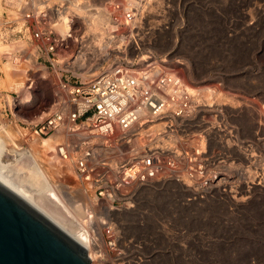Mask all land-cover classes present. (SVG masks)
Here are the masks:
<instances>
[{"label":"built area","instance_id":"1","mask_svg":"<svg viewBox=\"0 0 264 264\" xmlns=\"http://www.w3.org/2000/svg\"><path fill=\"white\" fill-rule=\"evenodd\" d=\"M174 1L2 2L0 39L10 47L2 59L11 81L24 97L36 80L55 91L43 119L14 125L17 154L32 157L33 138L57 142L40 164L52 174L70 229L86 236L90 264H206L205 253L192 252L221 250V234L237 229L255 192L264 194L261 104L239 100L219 82L192 80L154 55L165 31L181 38L185 31L190 3ZM86 13L103 16L102 38L86 31ZM246 110L262 113L250 139L237 123ZM146 193L160 198L148 203Z\"/></svg>","mask_w":264,"mask_h":264},{"label":"rangeland","instance_id":"2","mask_svg":"<svg viewBox=\"0 0 264 264\" xmlns=\"http://www.w3.org/2000/svg\"><path fill=\"white\" fill-rule=\"evenodd\" d=\"M3 1L0 0V13ZM177 2L180 6L190 3L183 11L185 31L182 38L176 37L172 30L165 31L156 42V59L188 78L192 71L194 79H209L211 82L207 83L210 84L219 82L224 92L238 94L239 100L243 97L254 98L258 109L260 104H264V0H175L174 4ZM2 53L0 52V129L10 137L7 139L15 142L14 125H19L20 121L29 123L43 119L54 104L55 91L48 84L36 80L35 86L24 97L20 93L21 84L11 81ZM11 93L14 95L10 96ZM15 102L22 105L13 110ZM244 113L247 114V110ZM252 116L249 125L241 128L242 134L249 139L250 136L254 137L260 122L255 112ZM3 133L1 135L5 136ZM52 145L55 147L53 142ZM47 148L41 139L30 145L38 160L41 155L43 158L50 155L48 153L52 150ZM11 155H6L5 158L13 165L15 158ZM24 164L27 169L22 163L17 164L14 169L18 173H24L25 170L37 168L35 172L44 171L52 179V174L41 164L36 163L32 167H28L26 161ZM59 173L65 183L73 185L68 170L61 169ZM51 181L52 188L56 190L54 180ZM255 187L251 188L254 192L257 191ZM246 191L241 189V195L247 194ZM155 197L160 198L157 195ZM249 202L247 210L241 209V222L237 229L233 233L224 231L221 234V250H195L192 254L200 257V253H205L209 264L212 259L213 264H235V260H239L240 264H249L251 259L264 262V194L255 192Z\"/></svg>","mask_w":264,"mask_h":264},{"label":"bare ground","instance_id":"3","mask_svg":"<svg viewBox=\"0 0 264 264\" xmlns=\"http://www.w3.org/2000/svg\"><path fill=\"white\" fill-rule=\"evenodd\" d=\"M86 16H87V20L83 21L85 23L86 31L89 34L94 35L98 39L102 38V35H103L102 27L104 23L102 19L103 16L99 15L98 17H95V18H89V15L87 13H86ZM9 48L10 47L8 43H3L0 39V52L5 53L6 51L9 50ZM160 62L162 63L163 61H160ZM6 68H7V72L9 73L10 67L8 64L6 65ZM189 77L192 80L194 79L195 75L192 71L189 72ZM221 98L223 99L222 100L223 102H226L227 104H230L233 107H241V102L236 100L233 96L228 97L226 94H222ZM261 107L264 109V104H262ZM254 112L260 119H262L261 112H259L258 110H254ZM242 114L239 117L240 119L237 118V123L239 122L238 125L240 124L241 126V127L239 126L240 130L241 128L243 129L244 126L249 125V122H251L248 112L247 114L246 113H244L243 115ZM1 130L3 129H0V184L3 185L8 190H10L11 193H13L16 197L19 198V200H21L31 209H33L34 211H37L44 218L49 220L54 226H56L63 233L69 236L71 240H73L74 242H77L80 246L84 248L82 239L86 238V236L83 234L74 232L73 230L70 229L68 220L64 218L60 209L58 208V205H60L58 190L57 188H56L57 191L54 188H52L53 187L51 185L52 179L48 176V174H45L44 171L35 172V169L37 168H35L32 171L25 170L24 173H18L14 169V167H16L17 164L19 165L22 163L25 166L26 165L24 164L25 161L28 167H32L36 163L40 164V160H38L34 156V153H32V151H31L32 157L28 158L25 161L24 159H19L20 154L19 155L17 154L19 142H16L17 139L15 141L16 143L14 141H11L10 139H7L10 137L5 135L6 133L5 131H3L4 132L3 133ZM2 133L5 136H2L1 135ZM42 139H41L42 144H44V146H47L49 149H51L52 151H50L49 153L53 154V152H55V147L52 145V142L55 146L57 142L54 141L53 138H49V137L42 138ZM33 141L37 142V138H33L31 143ZM29 149H30V146H29ZM6 155L13 156V158H15V164L11 165V162L6 161V158H5ZM252 181L256 182L257 179L254 178L252 179ZM241 189L239 190V195H241ZM155 195H156L155 193H146L144 197H145V200L148 201V203L149 202L155 203L159 199V198L156 199ZM123 218H124V221L129 220L127 215H125ZM89 255L92 258L91 252L89 253Z\"/></svg>","mask_w":264,"mask_h":264},{"label":"water","instance_id":"4","mask_svg":"<svg viewBox=\"0 0 264 264\" xmlns=\"http://www.w3.org/2000/svg\"><path fill=\"white\" fill-rule=\"evenodd\" d=\"M0 264H90L86 251L0 184Z\"/></svg>","mask_w":264,"mask_h":264}]
</instances>
